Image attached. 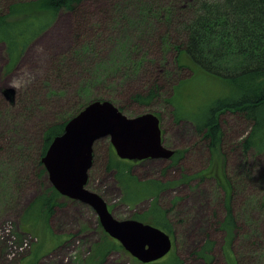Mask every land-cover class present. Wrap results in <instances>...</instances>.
I'll use <instances>...</instances> for the list:
<instances>
[{
	"label": "rangeland",
	"instance_id": "obj_1",
	"mask_svg": "<svg viewBox=\"0 0 264 264\" xmlns=\"http://www.w3.org/2000/svg\"><path fill=\"white\" fill-rule=\"evenodd\" d=\"M193 2L85 3L87 41L81 45L75 37L80 22L63 11L46 32L29 43L13 68L6 45L0 44V264H141L118 244L107 256L94 257L107 235L96 212L80 202L61 199L63 206L48 227L45 222L39 227V241L20 222L26 207L51 186L48 176L41 178L38 163L46 126L64 121L88 103L112 96L120 99L130 117L148 112L158 115L164 146L181 154L175 164L148 160L132 168L118 158L110 139H101L94 146L89 188L104 196L114 216L121 220L141 216L150 223L152 209L157 207L172 226L173 250L153 264H228L229 258L238 264H264V155H246L239 146L249 124L229 112L222 114L226 159L223 163L215 158L213 163L193 123L178 122L168 103L175 95L173 88L187 79L176 91L175 105L181 118L197 116L202 124L210 99L222 94L214 77L175 65L183 35L174 10L182 17L183 7L187 4L190 9ZM107 31L112 33L109 38ZM162 61L170 76L161 97L151 104L132 101L130 94L143 89L146 66ZM5 90H15L14 102ZM109 162L120 171L136 173L142 183L159 181L163 186L149 191L137 186L135 196L157 194L128 200L115 169H106ZM212 163L218 172L208 174L205 170ZM198 174L204 177L196 178ZM215 174L224 185L228 181L233 187L231 206L241 230L236 232L231 251L225 246V233L215 228V218L226 216V192L211 177ZM208 242L214 243L212 262L199 256Z\"/></svg>",
	"mask_w": 264,
	"mask_h": 264
},
{
	"label": "trees",
	"instance_id": "obj_2",
	"mask_svg": "<svg viewBox=\"0 0 264 264\" xmlns=\"http://www.w3.org/2000/svg\"><path fill=\"white\" fill-rule=\"evenodd\" d=\"M110 1L117 0H25V2L0 0V44L6 45L12 68L15 67L29 43L46 32L59 13L63 11L70 13L76 18V21L80 22L75 33L78 41H82L78 45L87 41L84 40L86 32L83 18L87 17L82 10L84 4ZM176 7L178 8L177 5ZM183 10L185 13L182 17L177 14L178 10H174L177 27L180 26L179 31L181 30L183 35L182 44L178 47L179 54L175 59V65L181 70L189 69L195 73V69H198L214 77L222 86V94L210 99L204 111L206 114L203 123L199 124L197 116L191 118L179 116L174 97L177 89L187 79L180 81L173 88L175 95L168 101L170 105H173L176 120L193 123L199 137L207 145L205 146L209 152L210 162L213 159L214 163L216 158L224 163L226 159L223 153L225 133L220 117L223 113L229 112L238 119L245 120L250 126L247 135L239 144L244 154L264 155V0H194L190 9L186 4ZM16 17L19 19L13 20ZM8 19L12 20L9 21ZM173 27L174 24L171 26V30ZM107 33L108 38L112 36L110 31ZM142 66L140 63L141 68ZM146 70V79L142 82L143 89L141 88V92L130 94L132 101L139 104H151L154 100L159 99L167 88L165 85L170 76L165 61L152 62L151 65L146 66ZM5 95L14 102L15 90H5ZM114 99L115 96H112L96 101H110L128 116L124 107L121 106L120 99ZM88 105L89 103L82 106L64 121L46 126L43 131V146L38 162L41 168V178L48 176L42 161L49 147L57 137L65 132L68 122ZM213 163L207 170L211 174L218 172ZM114 166L109 162L106 169L112 170L115 168ZM224 169L222 165L223 174ZM130 172L127 170L120 171L117 176L118 181L123 185L124 195L128 200L133 201L156 196L157 191L135 196L137 186L134 188L130 184ZM124 175H128L129 179L123 180ZM199 176L204 177L201 174ZM213 176L216 177L218 184L226 192V216L223 220L215 218V228L219 232L225 233V246L227 245V249L230 250L237 230H241V227L237 225V219L231 206L234 197L233 187L228 181L224 185L219 180V175L215 174L211 177ZM223 177L226 179L225 174ZM161 186L163 184L159 181H153L150 186L138 185V187L148 188V191L150 188L156 190ZM61 199L65 198L51 185L23 211L20 222L36 234L38 241L40 240L39 227L44 222V227H48L49 220L63 206ZM152 212L154 215L149 221L150 224L172 236L174 230L165 220V215L157 207H154ZM219 221L221 223L218 228ZM100 242L94 255L96 258L105 257L112 249H117L116 244L118 243L107 236ZM118 245L120 249H123L120 244ZM213 245L214 243L208 242L199 252V256L212 262L214 260ZM229 259L228 264H238L235 259Z\"/></svg>",
	"mask_w": 264,
	"mask_h": 264
},
{
	"label": "water",
	"instance_id": "obj_3",
	"mask_svg": "<svg viewBox=\"0 0 264 264\" xmlns=\"http://www.w3.org/2000/svg\"><path fill=\"white\" fill-rule=\"evenodd\" d=\"M101 139H110L121 160H167L175 154L164 146L161 120L154 113L128 117L110 101H94L68 122L43 158L50 184L62 197L91 207L105 233L131 257L141 264L158 262L173 250L172 237L151 224L116 219L102 196L86 188L94 146Z\"/></svg>",
	"mask_w": 264,
	"mask_h": 264
},
{
	"label": "flooded vegetation",
	"instance_id": "obj_4",
	"mask_svg": "<svg viewBox=\"0 0 264 264\" xmlns=\"http://www.w3.org/2000/svg\"><path fill=\"white\" fill-rule=\"evenodd\" d=\"M169 149V148H168ZM171 150H174L175 151V154L172 156V158L171 159H162L163 161H165V162H169L170 164H175V162H176V159L178 158V157H180L181 156V154H179L178 152H177V150H175V149H171ZM149 160H151V159H149ZM122 161H126V160H122ZM148 160H145V161H126V163H130L131 165H132V168H137V167H140L142 164H144L145 162H147ZM112 169H115V172H116V174H115V176H118L119 175V173H120V170L119 169H117V168H112ZM205 171H207V169L205 170ZM204 171V172H205ZM133 173V176H131V179H129L130 180V184L132 185V187H136V186H150V182H148V183H142V182H140L139 181V178H138V175L136 174V173H134V172H130V174H132ZM208 174H210L209 172H208ZM207 177V176H206ZM198 178H200V176H199V174H198ZM89 179H91V177H90V172H89ZM118 179V178H117ZM119 182V181H118ZM119 185H120V187H121V191H123V185L119 182ZM90 183H89V180H88V183H87V189L88 190H90ZM92 191V190H91ZM123 194H124V191H123ZM100 195V194H99ZM102 196V195H101ZM154 197V196H153ZM102 198L105 200V198H104V196H102ZM106 201V200H105ZM107 202V201H106ZM107 204H108V202H107ZM108 207H109V210H110V212H112V210L110 209V206L108 205ZM112 214H113V212H112ZM113 216H114V214H113ZM115 217V216H114ZM116 218V217H115ZM116 219H118V218H116ZM128 219H131V220H136V221H139V222H143V223H145V224H150V223H146L144 220L145 219H143L141 216H137L136 218H134V217H132V218H128ZM118 220H121V219H118ZM125 220H127V219H125ZM99 222H100V220H99ZM152 225V224H151ZM100 226L102 227V225H101V223H100ZM154 226V225H153ZM102 229H103V227H102ZM103 233L104 234H106L105 233V231H104V229H103ZM111 240H113V241H115L114 239H112L108 234H106ZM115 242H117V241H115ZM224 242H225V240H224ZM118 243V242H117ZM119 244V243H118ZM234 259V258H233ZM228 263V262H227Z\"/></svg>",
	"mask_w": 264,
	"mask_h": 264
}]
</instances>
